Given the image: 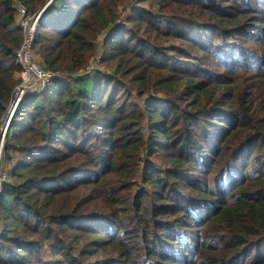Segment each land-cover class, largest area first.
Wrapping results in <instances>:
<instances>
[{
    "label": "trees",
    "instance_id": "1",
    "mask_svg": "<svg viewBox=\"0 0 264 264\" xmlns=\"http://www.w3.org/2000/svg\"><path fill=\"white\" fill-rule=\"evenodd\" d=\"M16 3L0 0V129ZM100 48L104 73L17 106L0 264H264V0H52L32 44L75 75Z\"/></svg>",
    "mask_w": 264,
    "mask_h": 264
},
{
    "label": "built area",
    "instance_id": "2",
    "mask_svg": "<svg viewBox=\"0 0 264 264\" xmlns=\"http://www.w3.org/2000/svg\"><path fill=\"white\" fill-rule=\"evenodd\" d=\"M17 14L19 17V24L24 31V41L17 52V60L23 67L22 72V81L16 87L13 95V99L11 102L9 113L5 120L6 128H4V134H6L10 120H12L14 113L17 109L19 102L22 100L24 95L28 91H33V89H42L46 86L51 85V83L59 78H64L67 81H73L76 77H84L91 76L94 71L99 70V65L102 61V54L96 55V59L93 63H91L85 70L80 71L75 74H63L57 73L52 70H45L39 63L34 60L33 52H32V44L35 37L36 29L39 25V19L41 16V12L31 17L28 16V9L22 3L21 0H17L16 3ZM2 146L0 147V193L5 187V183L7 181L8 173L3 166L4 159L2 158ZM3 233V229L0 226V236Z\"/></svg>",
    "mask_w": 264,
    "mask_h": 264
},
{
    "label": "rangeland",
    "instance_id": "3",
    "mask_svg": "<svg viewBox=\"0 0 264 264\" xmlns=\"http://www.w3.org/2000/svg\"><path fill=\"white\" fill-rule=\"evenodd\" d=\"M50 4V3H49ZM131 13V9L129 8L127 11H123V13H122V15H121V18L119 19V22H124L125 20H126V18H127V16H128V14H130ZM37 30V29H36ZM104 40V36L102 37V38H100V41H101V43H102V41ZM103 54V50H102V48H100L99 49V52L97 53V55L98 54ZM97 57V56H96ZM96 57H95V59H96ZM36 58V59H35ZM34 58V60L37 62V63H39L40 65H41V62H40V58L39 57H35ZM95 59L93 60V62L95 61ZM92 62V63H93ZM42 66V65H41ZM99 69L101 70V72L102 73H104L103 72V70H106L105 69V66H104V64L102 63V61H101V63H100V65H99ZM112 71H113V69H111ZM96 71H94L93 73H95ZM92 73V74H93ZM63 74H67V73H63ZM91 74V75H92ZM118 76V78H121L122 79V76L120 75V74H118L117 75ZM41 89H33V91H40ZM13 95H14V93H13ZM13 102V101H12ZM10 106L11 105H9L8 107L6 106V111H5V113H4V116H3V120H2V123H1V129H0V135H1V143H0V147L2 146V152H3V150H4V139H5V137H6V134H4V128H6V125H5V120H6V117H7V115H8V113H9V110H10ZM10 121H12V120H10ZM10 125V124H9ZM2 139H3V142H2ZM1 152V154H2V158H3V153ZM4 159V158H3ZM3 166H4V168L6 169V171H7V173H8V177H7V179L9 178V171H8V169H7V167H6V165H5V162L3 163ZM0 226H1V228H2V225H1V222H0Z\"/></svg>",
    "mask_w": 264,
    "mask_h": 264
},
{
    "label": "water",
    "instance_id": "4",
    "mask_svg": "<svg viewBox=\"0 0 264 264\" xmlns=\"http://www.w3.org/2000/svg\"><path fill=\"white\" fill-rule=\"evenodd\" d=\"M52 0H48V2L46 3V5L41 9V14L44 12V10L47 8V6L49 5V3H51ZM3 142V139H2ZM2 150V149H1Z\"/></svg>",
    "mask_w": 264,
    "mask_h": 264
}]
</instances>
